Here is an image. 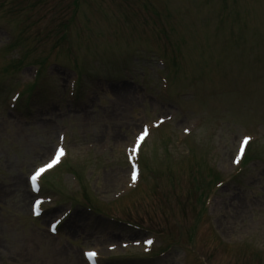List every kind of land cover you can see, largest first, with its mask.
<instances>
[{
  "label": "rangeland",
  "instance_id": "obj_1",
  "mask_svg": "<svg viewBox=\"0 0 264 264\" xmlns=\"http://www.w3.org/2000/svg\"><path fill=\"white\" fill-rule=\"evenodd\" d=\"M73 1L0 0V264H264V0Z\"/></svg>",
  "mask_w": 264,
  "mask_h": 264
},
{
  "label": "snow or ice",
  "instance_id": "obj_2",
  "mask_svg": "<svg viewBox=\"0 0 264 264\" xmlns=\"http://www.w3.org/2000/svg\"><path fill=\"white\" fill-rule=\"evenodd\" d=\"M185 131H187V129H185ZM146 135H148L147 128H145L140 133V135L137 137L136 145H134L133 151H136V148L138 147L139 143L145 138ZM250 139H251V137H247V136L243 138L240 152L243 151L244 145H246ZM63 154H64V149L62 147L57 148L55 150V159L51 163H45L40 168L34 170L33 174L30 176V180H31L32 184L35 185L37 182V178L40 176V174L43 173L45 171V169L52 167V164L55 163L57 160H59L60 156H62ZM239 159H240V153L237 154L235 162H239ZM132 178H133V180L136 179L135 165H133ZM39 204H40V201H38V200L35 201L33 204V208L37 207ZM137 243H139V241H137ZM144 243L146 245H151L153 243V241L145 240ZM87 255L91 257V256H95L96 253L95 252H88Z\"/></svg>",
  "mask_w": 264,
  "mask_h": 264
},
{
  "label": "bare ground",
  "instance_id": "obj_3",
  "mask_svg": "<svg viewBox=\"0 0 264 264\" xmlns=\"http://www.w3.org/2000/svg\"><path fill=\"white\" fill-rule=\"evenodd\" d=\"M65 157V156H64ZM25 186H26V188H25V194L26 195H30V191L28 190V186H27V184H25ZM23 188L24 187H22V183H21V181H17V183H16V190H17V192H22L23 191ZM24 192V191H23Z\"/></svg>",
  "mask_w": 264,
  "mask_h": 264
}]
</instances>
